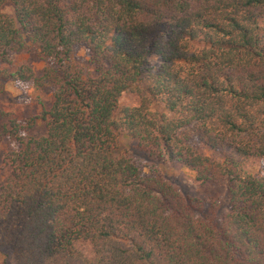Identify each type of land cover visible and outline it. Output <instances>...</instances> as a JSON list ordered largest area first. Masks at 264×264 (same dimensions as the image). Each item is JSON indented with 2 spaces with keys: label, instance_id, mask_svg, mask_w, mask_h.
I'll return each instance as SVG.
<instances>
[{
  "label": "trees",
  "instance_id": "16d2710c",
  "mask_svg": "<svg viewBox=\"0 0 264 264\" xmlns=\"http://www.w3.org/2000/svg\"><path fill=\"white\" fill-rule=\"evenodd\" d=\"M13 9V16L4 13ZM83 47L89 68L73 62ZM0 71L56 90L24 124L0 111V254L15 264H264V0H0ZM134 95L137 105H124ZM42 126V132L35 134ZM157 165L226 188L228 212L144 174L121 136ZM221 153L216 161L193 147ZM78 245L88 248V254Z\"/></svg>",
  "mask_w": 264,
  "mask_h": 264
},
{
  "label": "rangeland",
  "instance_id": "374dc122",
  "mask_svg": "<svg viewBox=\"0 0 264 264\" xmlns=\"http://www.w3.org/2000/svg\"><path fill=\"white\" fill-rule=\"evenodd\" d=\"M4 13L13 16V9L8 6L4 9ZM9 59L10 63H6L0 56V71L7 70L8 72H15L20 67L27 66L31 69L34 77L37 80H41L44 74L45 64L38 60L31 51H25L15 56L11 55ZM73 62L80 67L89 68L91 71L93 70L89 66L88 52L83 47L74 49ZM37 85L34 82L26 84L12 81L4 82L3 92L0 93V111L9 114L11 118H14L20 124H24L30 117L41 116L43 112L49 110L56 87L49 82L41 83V87H37ZM138 102L139 99L136 96L128 95L125 97L124 105L134 106ZM42 129L40 125L36 129L35 134H40ZM192 145L199 154L216 161L222 160L220 152L208 149L199 140H193ZM135 146L132 140L124 135L121 136V152L131 157L144 174H148L150 169L154 167L168 182L176 184L186 195L202 198L209 205L213 206L212 210H214L216 216L219 217L228 212L226 188L224 186L201 184L196 181L192 172L180 164L157 165L153 160L139 153ZM15 147L14 141L7 137L0 141V186L9 173V170L3 164V160ZM246 169L252 175L264 174V160H254L249 163ZM78 248L86 254L89 253L88 248L84 245H78ZM0 264L15 263L13 258L4 257L0 254Z\"/></svg>",
  "mask_w": 264,
  "mask_h": 264
}]
</instances>
